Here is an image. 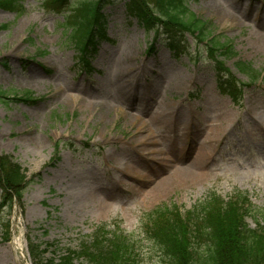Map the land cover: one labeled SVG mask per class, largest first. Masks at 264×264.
Segmentation results:
<instances>
[{
  "label": "rangeland",
  "instance_id": "374dc122",
  "mask_svg": "<svg viewBox=\"0 0 264 264\" xmlns=\"http://www.w3.org/2000/svg\"><path fill=\"white\" fill-rule=\"evenodd\" d=\"M14 1L0 4V90L29 97L0 99V156L33 180L20 200L0 189V264H32L29 241L43 259L57 258L89 244L99 226L127 241L128 264H168L148 233L157 216L181 215L210 190L224 199L242 192L264 208V0L189 3L261 71L256 82L233 59L221 75L189 33L172 42L162 34L147 54L153 33L124 0L105 6L108 40L87 66L64 19L90 0L59 9Z\"/></svg>",
  "mask_w": 264,
  "mask_h": 264
},
{
  "label": "trees",
  "instance_id": "16d2710c",
  "mask_svg": "<svg viewBox=\"0 0 264 264\" xmlns=\"http://www.w3.org/2000/svg\"><path fill=\"white\" fill-rule=\"evenodd\" d=\"M65 0H52L59 9ZM198 0H124L129 9L153 37L146 45V53L156 50V40L160 35L172 42L182 38L184 33L193 35L207 45V53L213 57L220 74H227L226 61L233 59L239 74L250 81L261 77L260 70L249 62L236 58L230 43L220 42L209 32L208 22L201 19L189 8L190 2ZM3 7L11 8L14 0H0ZM110 0H90L82 4L71 20L65 24L72 32V39L78 50V60L85 63L96 56L99 45L107 39L106 14L104 8ZM32 60V59H31ZM220 75V76H221ZM24 97L6 95L0 90L3 103L9 100L27 101ZM59 142L55 144L57 149ZM55 158L51 164H55ZM59 160V158L57 159ZM26 170L12 162L9 156H0V189L2 198L11 201L12 193L20 200L23 191L32 178L27 179ZM2 209V204H0ZM182 215V216H181ZM176 211L171 216H157L148 230L155 240L168 264H264V208L256 210L245 193L235 192L227 199L221 198L212 190L206 192L203 200L197 201L185 213ZM261 216L255 219V227L249 226L248 217ZM100 227V226H99ZM93 233L89 244L83 242L77 250H66L57 258L43 259L41 245L28 242V253L32 264H128L131 250L125 243L111 241L108 235ZM48 245L47 247H49Z\"/></svg>",
  "mask_w": 264,
  "mask_h": 264
},
{
  "label": "bare ground",
  "instance_id": "6f19581e",
  "mask_svg": "<svg viewBox=\"0 0 264 264\" xmlns=\"http://www.w3.org/2000/svg\"><path fill=\"white\" fill-rule=\"evenodd\" d=\"M63 165H66L64 161H63ZM15 245H16L17 247H19V245H20L19 239H16V240H15Z\"/></svg>",
  "mask_w": 264,
  "mask_h": 264
}]
</instances>
